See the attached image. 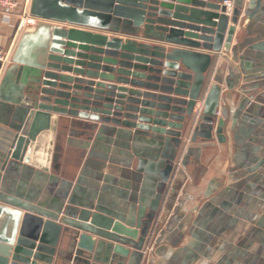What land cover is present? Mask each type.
Listing matches in <instances>:
<instances>
[{
    "label": "water",
    "instance_id": "95a60500",
    "mask_svg": "<svg viewBox=\"0 0 264 264\" xmlns=\"http://www.w3.org/2000/svg\"><path fill=\"white\" fill-rule=\"evenodd\" d=\"M224 1L31 0L30 14L43 20L21 33L0 82V264H140L170 179L184 171L176 159L214 61L212 51L263 57L264 0H248L246 6L232 0V15ZM103 31L141 33L161 44ZM241 70L245 81L231 122L229 109L220 108L217 79L190 132L191 142L224 143L231 130L242 147L239 172L230 170L235 183L215 197L213 186L204 193L206 216L211 209L232 211L253 196L264 197V75L245 65ZM61 143L78 148L83 163L74 181L62 182L66 206L35 202L6 188L7 176L29 174L34 167L45 176L60 159ZM185 151L184 168L191 154L202 152L200 146ZM96 159L123 165L130 186L109 197L115 191L111 177L92 172ZM102 179L101 195L86 196L84 187L97 189ZM255 225L251 232L262 242L258 256L264 213ZM201 238L185 248L181 264L199 257ZM238 252L229 253L225 264H233Z\"/></svg>",
    "mask_w": 264,
    "mask_h": 264
},
{
    "label": "crops",
    "instance_id": "0c3cea01",
    "mask_svg": "<svg viewBox=\"0 0 264 264\" xmlns=\"http://www.w3.org/2000/svg\"><path fill=\"white\" fill-rule=\"evenodd\" d=\"M247 2L248 0H244L245 6ZM26 3L27 1H24L23 5L14 12L9 21L10 24L3 21V15L0 12V44L8 46L14 40H19L21 36L19 22L21 14L25 13ZM244 18L243 8L239 16L237 30L241 28L240 26ZM103 32L120 36L123 35L125 37L128 36L143 42L161 44L158 41L143 36L141 33L131 35L121 32ZM236 40L237 35L234 38V42ZM199 50L210 52V50L202 48ZM223 53V56H219L218 52L212 51L214 66L209 76L207 89L217 79L222 81L220 108L227 107L229 109V116L227 118V122L229 123L238 109V104L241 99V85L245 81L243 79L244 75L242 74L241 65L248 67L252 74L256 76L264 75V53L262 58L258 57L253 59L241 58L243 56L241 52H239L237 57L234 56L232 51L227 52L223 49ZM257 53L259 54L258 51ZM230 82L231 86L227 84ZM207 89L205 90V94L198 99L194 116L186 127L183 145L176 159L177 167L183 168L184 171L182 173H178V171L172 175L167 191L155 214L153 224L158 222L156 229L158 233L156 234L154 250L147 261L146 259H142L140 264H181L186 253L185 248H192V244H195L197 241L199 242L198 237L200 235L203 237L201 238L203 241L201 245L202 251L199 253V257H193L190 264H225L228 261L229 253H235L238 250L239 255L233 264H249L250 262L252 264H264V247L262 249V255L259 254L257 256L258 249L262 245L261 237L251 232V230L256 228L255 224L257 220L264 213V198L253 196L251 201L247 200L236 204L232 211L229 210L220 213L211 209L208 212V216H206V213L201 214V206L206 201L204 193L209 191L210 187L213 186L215 188L214 192L211 193V196L215 197L219 192L235 183V180L230 178V170L239 172V170L236 171L235 165L242 155V147L240 148L235 145L231 130L225 133L227 140L224 143L219 142L217 139L210 142H191L190 132L198 112L202 110L203 99L207 93ZM242 116L243 113L237 117L239 121L243 120V118L241 119ZM220 117H222V114H220ZM188 146H200L202 152L195 151L191 154L188 167L184 168L182 165L178 166V162L179 160L181 161ZM59 151L62 153L59 157L60 159L53 162L52 170L44 173L47 176L41 175L42 171H38L36 167H31L32 171L29 174L17 173L7 176L9 177L6 181L7 187L3 186L7 189L11 188L12 192L15 193L19 190L20 193L18 194L21 197H30L35 202L50 203L51 206H54L57 202H62V206H66L68 204V196L64 195V189L66 187L63 188L61 186L63 185L62 182L64 183L66 180L74 181V174L81 168L83 163L81 162V153L78 148L68 145L64 146L62 144V150ZM96 162L97 164L92 168V172H101L102 175L108 174L111 177V180H109L110 186L115 191L109 194V197L113 198V195L118 194L119 189L130 186L129 184L132 180L126 177L127 175L124 172L125 167L123 165L109 163L108 161H101L99 159H96ZM136 163L135 160L133 163L134 167ZM134 167L128 170H134ZM50 174L55 176L56 182L54 181L52 183V180L48 177ZM143 179V174H141L140 180L137 182V194H140L139 191ZM237 179H241V177L237 176ZM96 182L98 183L97 189L94 188V185L84 187L86 196L93 191H95V197L101 195L103 192L101 191V187L104 184V180L102 179ZM217 185H219L218 188H216ZM223 192L225 193L226 190ZM228 195L230 193L226 197ZM256 198H260L261 202ZM91 210L94 211V209ZM199 215H202V217L197 224L195 220ZM153 224L146 236L144 246L154 230ZM207 239L208 242L204 243ZM254 256L258 257L255 261ZM74 263V260H59L58 262V264ZM76 264L85 263L76 261Z\"/></svg>",
    "mask_w": 264,
    "mask_h": 264
},
{
    "label": "built area",
    "instance_id": "2783aa9c",
    "mask_svg": "<svg viewBox=\"0 0 264 264\" xmlns=\"http://www.w3.org/2000/svg\"><path fill=\"white\" fill-rule=\"evenodd\" d=\"M24 1H27V3H26L25 13H22L20 17V22H19L20 35L26 28L36 25L38 22H40L43 19L36 17V16H32L30 14L29 9H30L31 0H0V12L3 15V21L7 24H10L9 21L11 19V16H13L14 12L23 5ZM224 2L225 4H227L226 13L228 15H232L233 6H234L233 1L225 0ZM17 42L18 41L14 40V42L9 44L8 46H4L0 44V82L2 80V77L7 67L13 61V54H14ZM218 54L219 56H223L224 55L223 50L218 51ZM200 112L201 110L198 112L197 116L199 115ZM220 114L221 112L219 111L218 116H220ZM180 165H181V161L179 160L178 166ZM157 225H158V222H155V224H153L154 230L150 236V239L147 241V243L145 244V246H143V249H142L143 259H146V261L152 254L155 244H156V237H157L156 234L158 233V231L156 230Z\"/></svg>",
    "mask_w": 264,
    "mask_h": 264
},
{
    "label": "trees",
    "instance_id": "16d2710c",
    "mask_svg": "<svg viewBox=\"0 0 264 264\" xmlns=\"http://www.w3.org/2000/svg\"><path fill=\"white\" fill-rule=\"evenodd\" d=\"M213 66H214V61L212 62L211 67H210V69H209V72H208V74H207V81H206V83H205V86H204V88H203V91H202V93H201V96H203V95L205 94V90L207 89L208 81H209V76H210V74H211V72H212V70H213Z\"/></svg>",
    "mask_w": 264,
    "mask_h": 264
},
{
    "label": "rangeland",
    "instance_id": "374dc122",
    "mask_svg": "<svg viewBox=\"0 0 264 264\" xmlns=\"http://www.w3.org/2000/svg\"><path fill=\"white\" fill-rule=\"evenodd\" d=\"M259 196H261L260 194H259ZM262 196H264V195H262ZM264 198V197H263Z\"/></svg>",
    "mask_w": 264,
    "mask_h": 264
}]
</instances>
